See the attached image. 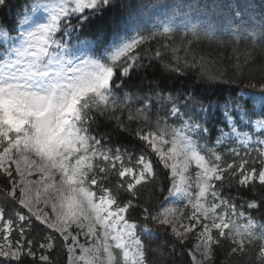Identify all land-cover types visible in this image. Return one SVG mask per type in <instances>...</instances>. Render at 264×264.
<instances>
[{"label":"snow or ice","instance_id":"obj_1","mask_svg":"<svg viewBox=\"0 0 264 264\" xmlns=\"http://www.w3.org/2000/svg\"><path fill=\"white\" fill-rule=\"evenodd\" d=\"M113 8L0 0L12 13L0 21V264H54L57 246L65 264H152L165 251V264H219L225 250L264 264V84L221 98L213 142L204 119L212 105L197 89L227 81L192 45L215 34L186 24L177 45L171 23L147 35L132 24L114 37L91 32ZM234 17L233 42L264 43V14L245 19L237 8ZM145 61L191 86L175 97L158 84L123 91ZM104 128L134 146L114 144ZM229 143L237 146L222 152ZM233 186L261 198L226 195ZM161 233L165 243L152 249Z\"/></svg>","mask_w":264,"mask_h":264},{"label":"trees","instance_id":"obj_2","mask_svg":"<svg viewBox=\"0 0 264 264\" xmlns=\"http://www.w3.org/2000/svg\"><path fill=\"white\" fill-rule=\"evenodd\" d=\"M11 3L16 4L18 0H11ZM113 5L112 11L106 13L102 19L95 21L90 29L91 32L114 37L117 32L122 34L129 24H132L141 34L147 35L157 25L171 23L173 28L180 30L174 37L177 45L180 44L181 34L186 24L188 26L197 24L202 30L212 31L215 34L214 41L202 39L192 45V51L197 59L204 57L207 71L227 81V83H222L219 87L207 91L203 88L197 89V96L202 98L203 107L208 108L209 100L212 105L209 114L204 119L211 131L213 142L218 135V129L222 126L223 102L221 98L229 97L233 93L241 95L247 91L255 93L258 92V89H249L245 86L250 83L264 84V43L255 47L250 41H241L236 44L229 35L231 28L237 23L234 11L239 8L241 12L245 13V19L248 18V13L260 17L264 14V0H113ZM15 11L16 9L13 8V12ZM11 15L12 13L7 11H0V21L7 23L10 21ZM87 38L91 39V36ZM152 43L155 47V43ZM233 49L238 51L234 52ZM237 56L239 59L236 58ZM149 84L153 86L158 84L157 91L163 90L165 95L171 93L175 97L189 88L192 81L190 78L177 77L165 72L159 63L154 67H148L147 61H145L144 68H138L132 72L131 79L127 80L123 91L136 95L141 89L146 92ZM218 102L220 111H217L216 107ZM141 103L142 99H134L133 107L140 106ZM195 107L197 111L200 110L199 104ZM103 131L111 133L114 144L134 146L133 137L130 135L121 134L109 128L101 130V134ZM252 132L255 134L256 130L253 129ZM232 146L237 145L229 143L220 150L224 152ZM224 191L226 195L230 194L238 199L241 195L244 200L252 196L261 198L259 192H238L235 186L225 187ZM151 195V190L144 192L142 199L148 201ZM152 203L155 204L157 201L153 199ZM261 211L264 212V209ZM255 215L259 216L260 213ZM160 237L152 243V249L165 243L162 233ZM150 259L152 264H165L172 257L165 251L162 256H154ZM53 261L54 264H65V258L61 254L59 246L53 255ZM218 261L219 264H249L250 255L241 253L229 255L225 250L218 253Z\"/></svg>","mask_w":264,"mask_h":264},{"label":"rangeland","instance_id":"obj_3","mask_svg":"<svg viewBox=\"0 0 264 264\" xmlns=\"http://www.w3.org/2000/svg\"><path fill=\"white\" fill-rule=\"evenodd\" d=\"M254 94H258V92H255ZM262 131H264V130H262ZM191 242H194V241H191Z\"/></svg>","mask_w":264,"mask_h":264}]
</instances>
